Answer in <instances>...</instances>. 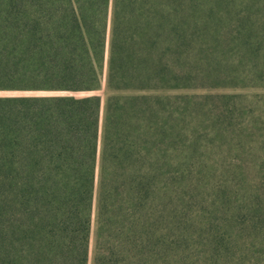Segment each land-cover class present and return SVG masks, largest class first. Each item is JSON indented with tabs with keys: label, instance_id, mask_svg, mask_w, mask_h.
Wrapping results in <instances>:
<instances>
[{
	"label": "trees",
	"instance_id": "1",
	"mask_svg": "<svg viewBox=\"0 0 264 264\" xmlns=\"http://www.w3.org/2000/svg\"><path fill=\"white\" fill-rule=\"evenodd\" d=\"M109 6L0 0V90H96ZM111 22L109 82L154 90L109 96L102 130L99 96L0 97V264L87 263L98 163L142 231L127 254L264 264V0H113ZM225 78L259 94L212 91Z\"/></svg>",
	"mask_w": 264,
	"mask_h": 264
},
{
	"label": "rangeland",
	"instance_id": "2",
	"mask_svg": "<svg viewBox=\"0 0 264 264\" xmlns=\"http://www.w3.org/2000/svg\"><path fill=\"white\" fill-rule=\"evenodd\" d=\"M112 10H113V0H110L108 24L105 37V53L104 59L102 61V66L98 68L99 75V85L98 88L90 92H49V91H8L0 90V97L9 96H44V95H95L99 96L101 99V130L105 121V109L106 102L109 96L118 94H151L154 90L153 86L141 85V83L134 84L131 87H136L132 90H126L125 85L120 79V75H115L113 80L109 82V59H110V48H111V37H112ZM142 58L145 59L147 55H143L140 52ZM230 54H235L233 57L239 55L236 49H231ZM237 59V58H236ZM236 59L234 62H236ZM219 61L222 64V68H233L231 58L224 56L220 58ZM115 68V67H114ZM177 68V67H175ZM186 68H198L196 66L186 67ZM113 75V74H112ZM241 75V73L239 74ZM215 88L212 91H217L218 93H228L233 95L243 94H259L258 90L250 87V84H242L238 81H228L226 78L215 83ZM156 87H162L160 84H155ZM211 85L200 80L192 81L187 92L199 97L202 94L210 91ZM166 88V87H165ZM156 92V91H155ZM185 91H183L184 93ZM161 93V92H160ZM166 93V92H165ZM182 94L181 91H179ZM120 96V95H119ZM199 99V98H197ZM100 158V157H99ZM99 162V161H98ZM101 175V166L98 163L96 169V179L93 188L92 206L89 212L90 225H89V242H88V260L86 264H151V253L147 252L148 257L146 259H139L134 257L133 251L127 254V240H125L123 234L128 236H133V229L136 230V234L141 233L140 226L130 227L125 226V222L117 216L120 217L123 211H117V206H114L112 198L107 197L106 185L103 184V178ZM102 180V181H101ZM127 215H132V211L128 210L125 212ZM131 217V216H130ZM121 218V217H120ZM162 264V263H160Z\"/></svg>",
	"mask_w": 264,
	"mask_h": 264
}]
</instances>
